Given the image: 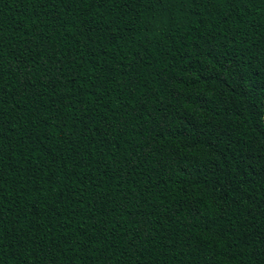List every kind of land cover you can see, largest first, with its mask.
I'll return each instance as SVG.
<instances>
[{
	"label": "trees",
	"instance_id": "trees-1",
	"mask_svg": "<svg viewBox=\"0 0 264 264\" xmlns=\"http://www.w3.org/2000/svg\"><path fill=\"white\" fill-rule=\"evenodd\" d=\"M0 264H264V0H0Z\"/></svg>",
	"mask_w": 264,
	"mask_h": 264
}]
</instances>
